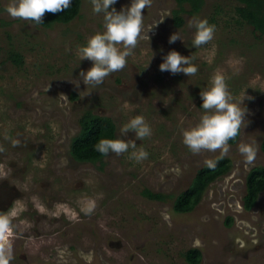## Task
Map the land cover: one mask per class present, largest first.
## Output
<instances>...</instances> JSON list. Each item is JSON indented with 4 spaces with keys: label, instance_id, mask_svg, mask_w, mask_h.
Instances as JSON below:
<instances>
[{
    "label": "rangeland",
    "instance_id": "obj_1",
    "mask_svg": "<svg viewBox=\"0 0 264 264\" xmlns=\"http://www.w3.org/2000/svg\"><path fill=\"white\" fill-rule=\"evenodd\" d=\"M10 2L0 0V183L8 181L18 193L11 208L0 209L12 213L10 264H190L184 255L190 248L202 251L199 264H264V191L253 208L244 206L247 175L264 166V36L237 21L242 4L152 0L126 67L87 89L79 74L92 62L82 60L78 49L105 30L104 13H94L91 0H83L71 22L43 27L10 17ZM131 2L117 0L112 7L119 12ZM193 18L215 25L214 38L199 48L188 26ZM174 33L180 40L170 44ZM12 50L21 53L22 65L9 60ZM173 50L193 56L195 75L159 70ZM217 72L245 122L227 152L193 153L182 132L205 114L200 92ZM90 109L112 117L117 138L137 147L110 153L103 162L76 161L72 140ZM136 116L151 129L143 140L132 131L120 133ZM13 132L16 141L25 134L28 146L6 149ZM241 143L256 150L252 162L240 153ZM141 147L148 156L137 162L131 153ZM219 157L230 159V169L208 185L192 211L176 212L175 196L206 161ZM144 188L169 195L151 200L142 195Z\"/></svg>",
    "mask_w": 264,
    "mask_h": 264
},
{
    "label": "clouds",
    "instance_id": "obj_2",
    "mask_svg": "<svg viewBox=\"0 0 264 264\" xmlns=\"http://www.w3.org/2000/svg\"><path fill=\"white\" fill-rule=\"evenodd\" d=\"M116 2L117 0H91L93 12L104 13L105 30L91 36L86 46L78 49L82 60L92 62L90 69L79 74L87 89L98 88L107 76L126 67L127 57L133 55V50L141 38L143 11L151 6L152 0H132L130 7L119 12L112 7ZM71 3L72 0H11L5 11L13 19L30 20L40 24L43 23L46 13L63 12ZM188 26L195 29L192 40L195 48L209 43L214 38L215 25H210L207 19L193 18ZM177 40H180L179 34L174 33L170 36L169 43H175ZM119 46H122L123 50ZM163 61L159 66L161 72H170L173 75L183 73L190 77L198 71L192 63L193 56L185 57L174 50L164 56ZM59 97L68 99L64 94H60ZM200 97L205 114L194 127L183 130L182 142L193 153L218 150L227 152L229 140L240 134L241 126L245 122V113L232 102L225 78L219 72L211 77L209 87L200 92ZM130 131L136 133L138 140L151 135V129L143 116L132 118L120 128L121 135H127ZM130 146L133 149L137 147L135 141L126 142L120 138H101L94 145L95 150L105 156L110 153L119 156L127 152ZM0 151L3 149L0 148ZM239 151L248 162H252L256 157V150L251 145L241 143ZM147 156L148 153L142 147L138 152L131 153V158L137 162L146 159ZM206 165L209 168L215 166L211 160L206 161ZM10 215L12 213H0V264H10L11 260L14 226Z\"/></svg>",
    "mask_w": 264,
    "mask_h": 264
},
{
    "label": "trees",
    "instance_id": "obj_3",
    "mask_svg": "<svg viewBox=\"0 0 264 264\" xmlns=\"http://www.w3.org/2000/svg\"><path fill=\"white\" fill-rule=\"evenodd\" d=\"M181 5L183 2L192 4L193 0H177ZM242 5L236 7L239 16L238 22L246 21L253 26L255 33L259 36H264V0H238ZM83 0H72L69 8L63 12L56 14L46 13L43 18V23L37 24L43 27H51L56 23L67 24L78 17L81 12ZM195 6V5H194ZM182 8V7H181ZM196 10L201 8V4L195 6ZM193 13L192 10L189 11ZM180 22L182 18L178 16ZM178 20V22H179ZM34 22V21H33ZM177 22V25L179 23ZM35 23V22H34ZM15 65H22L24 58L20 52L11 51L9 55ZM76 95L74 94V97ZM79 133L72 140L71 154L76 161L79 162H103L105 155L100 154L95 150L94 145L101 138L117 139L116 138V123L108 116H102L86 110L79 119ZM229 140L230 143L236 139ZM264 146V141L262 143ZM213 168H209L206 164L203 165L196 173L192 183L177 197L175 196L174 210L179 213L192 211L200 202L201 195L208 185L215 181L219 176L226 173L231 167V161L226 157H219L212 160ZM247 193L244 197V206L246 209H251L255 206L259 194L264 191V166H255L249 171L247 178ZM142 195L157 201H163L169 194L153 192L148 188L142 190ZM166 195V196H165ZM171 198L174 197L172 194ZM185 259L190 264H199L202 258V251L199 248H190L185 252Z\"/></svg>",
    "mask_w": 264,
    "mask_h": 264
},
{
    "label": "flooded vegetation",
    "instance_id": "obj_4",
    "mask_svg": "<svg viewBox=\"0 0 264 264\" xmlns=\"http://www.w3.org/2000/svg\"><path fill=\"white\" fill-rule=\"evenodd\" d=\"M92 112L96 113L95 110H92L90 109ZM98 114V113H96ZM101 115V114H99ZM102 116H105V115H102ZM110 117V116H108ZM112 118V117H111ZM113 119V118H112ZM117 132V131H116ZM19 135H17V132H13L12 133V139H13V144H11L9 141H6L4 144L6 145V149H9V148H13V147H16V148H21L22 146L23 147H27L28 146V142H27V139L24 137V135H21V138L19 141H16L17 140V137ZM116 138H117V134H116ZM15 144V146H14ZM4 187H7V189L5 190ZM2 189V191H0V209L3 208L4 211H7L9 208L12 207L13 205V202H11L13 200V198L18 195L17 192H15L16 190V187L13 185V184H9L8 181H2L0 183V190ZM14 191V192H13ZM7 203L6 206H4L2 203ZM203 256V254H202Z\"/></svg>",
    "mask_w": 264,
    "mask_h": 264
}]
</instances>
